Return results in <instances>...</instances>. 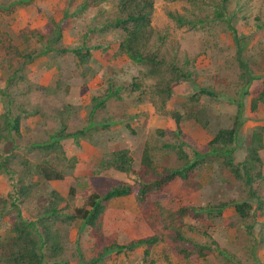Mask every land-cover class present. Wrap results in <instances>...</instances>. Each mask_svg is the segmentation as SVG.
<instances>
[{"label":"rangeland","instance_id":"374dc122","mask_svg":"<svg viewBox=\"0 0 264 264\" xmlns=\"http://www.w3.org/2000/svg\"><path fill=\"white\" fill-rule=\"evenodd\" d=\"M80 1L0 0V87H4L14 115L21 109L27 111L21 116L19 143L30 149L18 148L11 161V169L16 171L14 177L24 172L23 181L33 183L31 197L22 206L25 215L35 212L40 200H50L51 190L65 198L66 203L61 207L69 212L83 205L92 192L102 194L112 186L131 183L125 173L99 167L100 158L111 149L127 147L133 166L137 168L144 142L150 136L159 145L162 141L178 138L172 133L173 122L152 111L143 87L132 85L139 81L147 66L117 51L121 35L118 29L98 28L103 18L115 9L116 0H102L100 4L78 10L76 4ZM225 5L243 43L242 57L254 77L248 91L239 94L243 122L239 144L233 153V162L237 163L245 156L246 140L254 128H262L264 140V107L258 111L259 119L246 118L252 93L264 83V0H227ZM168 10L194 16L206 14L212 8L207 0H153L151 15L152 27L166 36L165 45L178 46V52L186 53L191 59L193 65L190 63L189 68L196 71L195 83L218 94L216 98L200 96L195 102L190 96L196 90L188 82L184 85L186 92L166 104L167 108L177 109L184 115L191 110L203 112L200 119L203 123L206 121L205 128L184 120L181 130L189 144L204 152L214 132L231 125L236 111V104L228 99L237 96L240 82L234 44L222 20L212 18L205 26L193 29L177 27L167 17ZM52 20L61 22V38L53 45L70 48L84 43L90 46L87 64L80 65L70 52L48 51L30 62L14 53L15 47L20 54L39 48L41 42L35 37L22 42L21 33L37 31L46 41L51 35ZM115 88L118 93L109 95ZM6 96H0V113L7 106ZM99 97L106 98L93 109V99ZM104 122L109 123L102 126ZM62 123L68 133L82 129L84 134L61 140L65 160L58 161V154H46L33 145L48 141ZM155 128L164 130V135H154ZM153 155L159 161L160 154L153 152ZM259 155L264 173V147ZM40 160L61 170L63 179L44 180L34 173L33 164ZM191 180L192 184L173 185L154 199L164 206L188 205L196 209L197 213L184 217L183 229L186 236L211 247L204 258L186 261L167 242H160L150 248L147 256L143 248H136L111 252L94 264H264V204L259 209L254 200L248 199L253 211L244 221L237 217L233 208H215L220 201L247 198L245 184L224 166L220 155L209 156L193 172ZM70 187L74 189L73 196L68 195ZM253 187L264 198V176L254 182ZM10 189L6 175L0 174V238L9 232L15 219L14 211L2 215V205L9 203L7 193ZM156 212L154 200L138 204L133 194L113 198L106 203L100 240L89 236V229L81 220L58 218L53 228L59 234L64 251L61 262L55 264L88 262L97 256L108 239L124 244L156 233L159 228ZM241 222H253V227L248 229Z\"/></svg>","mask_w":264,"mask_h":264},{"label":"trees","instance_id":"16d2710c","mask_svg":"<svg viewBox=\"0 0 264 264\" xmlns=\"http://www.w3.org/2000/svg\"><path fill=\"white\" fill-rule=\"evenodd\" d=\"M102 0H81L76 4L78 10L87 6L100 4ZM196 2L198 0H188ZM204 1V0H200ZM227 0H207L212 11L202 15H186L178 11H166L167 17L174 22L177 27L186 26L189 29L205 26L213 19L222 20L225 29L231 34L234 44V58L240 69L239 87L236 97L228 99L236 104V111L233 115L232 123L229 127L218 128L207 141V150L200 152L183 138L181 124L184 120L198 124L205 128L206 121L201 122L203 112L191 110L184 115L177 109H169L166 104L176 97L182 96L186 89L185 84L191 82L195 92L190 99H199L200 96L216 98L218 94L212 89L199 86L195 83L196 71L189 68L192 63L189 56L184 52H178V46L165 45L166 36L156 31L151 25V15L153 10V0H116L115 9L111 14L106 15L98 28L118 29L121 33L117 51L124 54L128 59L147 66L146 71L138 82H132L134 88L143 87V92L148 99L152 111L161 117L168 118L173 122L172 133L177 139L162 141L161 145L150 139L145 140L139 164L137 168L133 166V158L127 147L113 148L102 156L99 161L101 169H114L125 173L132 181L124 182L112 186L102 194L90 193L83 205L75 207L66 212L62 210L61 204L66 203L65 198L55 190L50 191V200H40L37 203L35 212L26 215L23 211L25 201L31 197L33 183L23 181L24 172L14 177L16 171L11 169V161L16 157V150L23 148L29 150L28 146L19 143L21 133V116L27 111L21 109L19 114H13L10 107V99L5 95L4 87H0V96L7 97V106L0 113V174L6 175L11 189L7 196L9 203L2 205L4 212L2 215L15 212V219L10 224L9 232L5 237L0 238V264H55L61 262V255L64 251L57 230L53 228L54 222L58 218L63 221L81 220L87 226L90 237L95 240L103 238L102 218L106 209V203L115 197L133 194L138 204H143L147 200H154L156 215L159 222L158 231L152 235L132 239L127 243L120 244L108 239L101 247L97 256L88 262L79 261L78 264H94L96 260L101 261L104 256L111 252H122L143 248L144 255H148L150 248L160 242H167L169 247L182 259L199 260L205 257L211 250L207 244L201 243L185 235L183 225L184 217L192 213H197L195 208L188 205L169 207L161 205L158 197H161L173 185L192 184L191 175L202 163L211 155H220L224 159L231 174L243 181L247 190V198L231 199L220 201L215 208L223 210L233 208L237 217L244 221L252 215V203L248 199L256 202L257 208L261 209L264 198L260 197L253 187V183L262 179L264 173L261 167V157L259 151L264 147L263 131L261 127L254 128L248 138L245 147L243 160L234 163L233 153L239 144V132L243 119L241 118V97L240 93L247 92L251 81L254 79L251 70L242 57L243 43L238 35L236 27L231 23L226 12ZM105 9V5H102ZM53 28L50 37L43 41V36L37 31L21 33L22 42L28 41L30 37H35L41 42V46L35 51L20 54L18 47H15V54L22 56L23 61L30 62L35 57L45 54L48 51L56 50L59 53H72L80 65H85L90 59V46L84 43L74 47L54 46L61 38V22L52 20ZM95 47V46H93ZM13 75V74H12ZM11 75L7 77V80ZM118 88L110 90V94L118 93ZM106 97L94 98L93 109L104 102ZM264 107V83L256 89L247 104L248 115L246 118L257 120L260 118L258 111ZM27 114V113H26ZM264 118V116H263ZM109 122L102 123V126ZM65 123H62L59 131L53 133L48 141L34 143L33 146L46 151V154L56 153V160L63 161L65 156L62 150L61 140L67 137L76 138V135H83L84 131L79 129L73 133L65 131ZM154 135L163 136L164 130L155 128ZM159 151V152H158ZM154 153L160 154L159 161L154 158ZM72 157V161H73ZM73 167V165H72ZM34 173L39 174L44 180L63 179L61 170L47 161L40 160L33 164ZM27 173V172H25ZM28 174V173H27ZM73 187L68 190V195H74ZM154 197L156 199H154ZM38 199L36 200V202ZM210 208V206H208ZM24 212V213H23ZM27 212V211H26ZM241 224L248 229L253 227V222ZM53 228V229H52ZM215 248L218 247L215 245ZM81 259L80 252L77 251ZM65 262V260H62Z\"/></svg>","mask_w":264,"mask_h":264}]
</instances>
